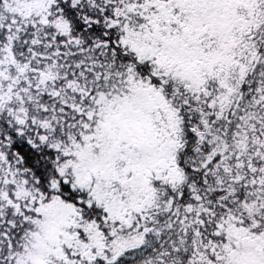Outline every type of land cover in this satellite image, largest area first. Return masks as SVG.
I'll list each match as a JSON object with an SVG mask.
<instances>
[{
	"label": "snow or ice",
	"instance_id": "1",
	"mask_svg": "<svg viewBox=\"0 0 264 264\" xmlns=\"http://www.w3.org/2000/svg\"><path fill=\"white\" fill-rule=\"evenodd\" d=\"M0 264H264V0H0Z\"/></svg>",
	"mask_w": 264,
	"mask_h": 264
}]
</instances>
